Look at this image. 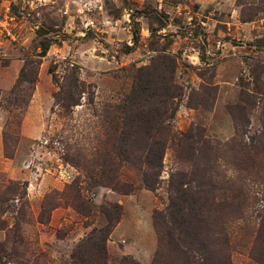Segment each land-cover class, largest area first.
Returning a JSON list of instances; mask_svg holds the SVG:
<instances>
[{"label":"rangeland","instance_id":"374dc122","mask_svg":"<svg viewBox=\"0 0 264 264\" xmlns=\"http://www.w3.org/2000/svg\"><path fill=\"white\" fill-rule=\"evenodd\" d=\"M0 20V264H76L110 204L103 264H152L171 175L206 166L223 188L205 241L221 264H264V0H0ZM160 96L176 111L149 190L146 126L122 132ZM199 141L218 161H199Z\"/></svg>","mask_w":264,"mask_h":264},{"label":"trees","instance_id":"16d2710c","mask_svg":"<svg viewBox=\"0 0 264 264\" xmlns=\"http://www.w3.org/2000/svg\"><path fill=\"white\" fill-rule=\"evenodd\" d=\"M44 55H46V52L42 53V56ZM26 80V78L24 80V77H21L19 81L22 83ZM144 89L146 88L143 87L142 90ZM158 100L163 103L162 111H159L160 108L154 106L153 103L151 104L149 98H143L138 105L142 110L137 111L139 109H136L133 112L135 115L133 113L132 115H126L122 132L124 141L129 134L139 135L143 132L139 128V120L146 126L143 134L147 136L141 134V139L146 143L139 150L144 153V161H142L145 166L143 167V182L149 190H155L159 185V177L163 171L164 152L168 143L158 138V133L164 132L163 130L166 129L165 117L168 118L170 112L171 115H175L176 111L173 105L169 106L168 100L163 96L157 97L156 101ZM132 104H130V108L133 106ZM149 110L156 114L154 119H152V115H149L152 113ZM147 114L151 118L145 122L144 115ZM155 123L157 126H155ZM151 139L153 143L150 141ZM200 142L198 143L200 146L199 161L202 160L205 165L218 161L217 157L213 158L211 156V151L209 154L210 147L206 145V142L201 144ZM244 146L245 150L254 147L253 145ZM249 159L253 160V157ZM199 165L196 164L197 167ZM202 170L204 178H198L195 174L184 171H178L171 175L169 185L170 204L167 210L157 211L154 219V226L159 236V248L152 264H221L220 256L223 249L218 252L221 248H217V244H207L208 241H205L203 234L206 228L210 229L211 223L213 224V221H216L211 217L208 221L205 220L207 219L205 214L210 213L213 205L216 206L213 198L215 191L223 187L216 183L210 175L206 176L209 170L207 166ZM102 211L108 219V224L101 229H94L90 236L73 252L76 264H103L107 262V242L113 229L119 223L122 213L121 207L113 204L103 206ZM113 214L114 216H112ZM127 260L124 259L123 261L126 262ZM131 264L139 263L132 261Z\"/></svg>","mask_w":264,"mask_h":264},{"label":"built area","instance_id":"2783aa9c","mask_svg":"<svg viewBox=\"0 0 264 264\" xmlns=\"http://www.w3.org/2000/svg\"><path fill=\"white\" fill-rule=\"evenodd\" d=\"M0 26L4 28L5 32L8 33L9 36H13L9 31H7L6 24L0 20Z\"/></svg>","mask_w":264,"mask_h":264}]
</instances>
